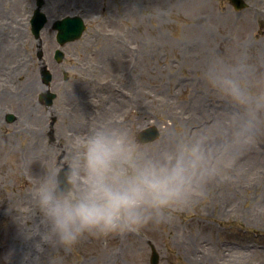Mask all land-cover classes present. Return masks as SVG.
<instances>
[{
	"label": "rangeland",
	"instance_id": "rangeland-1",
	"mask_svg": "<svg viewBox=\"0 0 264 264\" xmlns=\"http://www.w3.org/2000/svg\"><path fill=\"white\" fill-rule=\"evenodd\" d=\"M246 1L238 10L229 0H102L57 62L55 42L38 57L31 15L22 10L31 0H0V264H151V245L159 264H264V111L255 143L164 221L131 235L85 234L70 249L55 240L38 249L39 237L25 234L38 219L43 166L70 158L69 121L82 117L83 135L101 121L157 125L160 137L142 141L150 154L201 133L210 151L231 141L243 109L205 73L219 58L244 86L264 91V0ZM42 63L54 74L51 106L39 100ZM233 242L256 246L227 248Z\"/></svg>",
	"mask_w": 264,
	"mask_h": 264
},
{
	"label": "clouds",
	"instance_id": "clouds-1",
	"mask_svg": "<svg viewBox=\"0 0 264 264\" xmlns=\"http://www.w3.org/2000/svg\"><path fill=\"white\" fill-rule=\"evenodd\" d=\"M237 71L214 58L205 73L213 89L243 109L231 141L210 151L201 133L150 154L137 135L142 124L101 121L73 137L70 158L43 166L34 188L38 219L26 236L39 237L38 249L52 240L70 249L85 234L102 238L160 223L201 195L238 150L255 143L261 126L264 91L244 86Z\"/></svg>",
	"mask_w": 264,
	"mask_h": 264
},
{
	"label": "flooded vegetation",
	"instance_id": "flooded-vegetation-1",
	"mask_svg": "<svg viewBox=\"0 0 264 264\" xmlns=\"http://www.w3.org/2000/svg\"><path fill=\"white\" fill-rule=\"evenodd\" d=\"M102 3V0H44L43 7L50 16H60L70 13L87 15L101 6ZM50 30H53L52 27Z\"/></svg>",
	"mask_w": 264,
	"mask_h": 264
},
{
	"label": "water",
	"instance_id": "water-1",
	"mask_svg": "<svg viewBox=\"0 0 264 264\" xmlns=\"http://www.w3.org/2000/svg\"><path fill=\"white\" fill-rule=\"evenodd\" d=\"M238 1V0H237ZM240 3V5L242 4L240 1H238ZM38 17H35L33 19V23H34V26H35V32L38 33V29L39 27L42 25V22L44 21L42 19V22H39V20L37 19ZM80 23H76L73 19H70V18H66L64 19L62 22H61V25H60V29L64 30V34L65 36L63 37V40H66V39H69L71 37H76L79 35L82 27L80 25ZM62 56V53L59 52V55H58V59H60ZM44 73V78H45V81H49L50 78H51V74L47 71V70H44L43 71ZM55 96V93H49L47 95V102L48 103H51L52 102V99L53 97ZM10 118L12 119L13 118V115L10 114ZM155 135V134H154ZM154 135L152 134V132H142L141 133V137H143V139H149L151 137H154ZM156 256L154 257V260L153 262L156 263Z\"/></svg>",
	"mask_w": 264,
	"mask_h": 264
},
{
	"label": "bare ground",
	"instance_id": "bare-ground-1",
	"mask_svg": "<svg viewBox=\"0 0 264 264\" xmlns=\"http://www.w3.org/2000/svg\"><path fill=\"white\" fill-rule=\"evenodd\" d=\"M82 121H84L82 117L79 118V120H76V121H71V122L69 121V124L72 125L76 129V130H74V133H71V135L73 137L76 136V135H83L82 131L85 130V128H86V126H88V124L87 125H82ZM44 126L47 127L46 124H44ZM80 130H81V132H80ZM106 264H109V261H106Z\"/></svg>",
	"mask_w": 264,
	"mask_h": 264
}]
</instances>
